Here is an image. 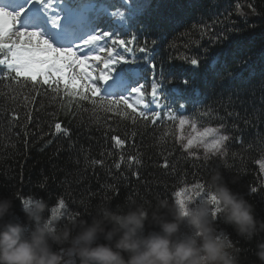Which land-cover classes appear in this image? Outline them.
Wrapping results in <instances>:
<instances>
[{
  "label": "trees",
  "instance_id": "obj_1",
  "mask_svg": "<svg viewBox=\"0 0 264 264\" xmlns=\"http://www.w3.org/2000/svg\"><path fill=\"white\" fill-rule=\"evenodd\" d=\"M55 1L64 14L79 12L77 25L83 32H102L97 48L113 46L112 40H103L107 33L114 35L112 39L135 37L127 45L131 52L115 46L135 62L117 65L114 74L121 79L137 68L139 85H147L149 97L156 77L162 84L159 103L170 107L157 121L159 112L141 116L148 108L146 101L135 111L116 104L112 94L102 92L104 83L100 99L90 103L30 81H0V199H12L0 224L22 214L21 202L29 196L43 198L53 210L59 206L65 218L58 227L67 222L68 214L90 222L98 204L106 202L115 211L129 197L144 204L150 217L158 199L172 203L179 191L205 187L217 169L264 222V0ZM125 19L128 26L122 27ZM212 23L226 39L210 47L204 38L200 47L189 49L188 54H199L209 48L199 67L173 58L185 55L189 45L200 44L201 30ZM145 42L149 51L140 53ZM122 88L126 91L125 85ZM181 118L198 129L221 130L229 137L221 152L210 156L193 150L196 156L188 155L177 139ZM57 122L70 135L55 134ZM48 217L46 209L43 218ZM215 226L226 231L237 250L236 264H264L255 255L264 242V230L249 240L219 219ZM152 228L146 222L145 231ZM60 247L53 245L54 250Z\"/></svg>",
  "mask_w": 264,
  "mask_h": 264
},
{
  "label": "clouds",
  "instance_id": "obj_2",
  "mask_svg": "<svg viewBox=\"0 0 264 264\" xmlns=\"http://www.w3.org/2000/svg\"><path fill=\"white\" fill-rule=\"evenodd\" d=\"M21 203L35 227L25 235L27 228L20 222L0 224V264H68L65 256L72 264H236L237 250L228 235L217 230L216 221L249 240L264 230L253 204L233 191L218 169L203 189L198 186L181 202L158 199L150 217L144 204L129 197L115 211L106 202L98 204L90 222L68 214L58 227L65 218L59 206L53 210L36 196ZM11 206L12 199H0V221ZM46 209L49 217L43 218ZM146 222L153 225L147 232ZM54 244L63 247L54 250ZM257 248L255 255L264 262V242Z\"/></svg>",
  "mask_w": 264,
  "mask_h": 264
},
{
  "label": "snow or ice",
  "instance_id": "obj_3",
  "mask_svg": "<svg viewBox=\"0 0 264 264\" xmlns=\"http://www.w3.org/2000/svg\"><path fill=\"white\" fill-rule=\"evenodd\" d=\"M32 0H29L31 3ZM130 3V0H125ZM252 7V5H249ZM24 11L13 12L4 7H0V81L4 79L33 82V86H47L54 88L57 93H65L68 97H76L80 101L94 102L100 99L99 87L101 83L111 82L113 87L119 89L123 87V82L118 81L115 73L117 65L134 63L135 59H128L125 55H121L116 51L115 46L123 48L125 52H131L127 45L134 43L135 37L131 40L112 39L114 35L107 33L104 38L112 40V47L102 46L95 47L97 41L101 40V33L90 36L88 41L82 44L74 45L72 48L57 49L45 40L37 29L26 27H18L19 16ZM115 12V9L113 10ZM123 10L117 13L120 16ZM216 23L205 25L201 30L202 38L200 44L189 45L186 54L183 56L173 57L180 59L184 63L190 64L192 67H199L200 60L206 56L209 48H204L199 54H188L189 49L200 47L203 39L206 38L210 47H214L222 40L226 39L223 32L215 31ZM149 51L147 42L139 48L140 53ZM155 68V65L152 64ZM171 82V81H169ZM181 83L187 86L188 81L183 80ZM147 85L140 84L129 89L123 95L112 94L115 98L114 102L123 105L126 108H132L133 111L140 107L143 102H147L148 108L141 110V116L145 111L159 112L156 117L157 121L163 117L164 110L168 109V103H159L157 93L160 92L162 84L156 77L152 78L151 96L149 97L145 88ZM138 97V99H137ZM159 99H165L161 96ZM130 106V107H129ZM186 104L181 105V108ZM172 108V111H175ZM171 113H169L170 115ZM151 119L152 117H148ZM185 123L184 119L180 120V124ZM55 134L70 135V131L63 127L62 123L57 122L54 125ZM194 135L183 143V149L189 154H196L192 151L194 148H201L207 141L205 137L215 132L213 128H205L199 132L193 129ZM222 138L223 147L226 145L228 136H220ZM123 141L117 140V144ZM203 148V147H202ZM167 166V165H166ZM119 167V165H117ZM252 191H258L253 188Z\"/></svg>",
  "mask_w": 264,
  "mask_h": 264
},
{
  "label": "rangeland",
  "instance_id": "obj_4",
  "mask_svg": "<svg viewBox=\"0 0 264 264\" xmlns=\"http://www.w3.org/2000/svg\"><path fill=\"white\" fill-rule=\"evenodd\" d=\"M36 1V0H35ZM39 3L40 1L37 0ZM20 3H28V0H19ZM34 3V2H33ZM32 3L27 5H23L24 8L27 7V9H32ZM14 12L17 11V9L13 10ZM20 27H24L23 25L19 24ZM18 26V27H19ZM27 28V27H26ZM30 29H37L41 36L48 41L49 44L53 45L54 47H56L57 49H61V48H72L74 45L77 44H82L85 41L89 40V37L92 36L89 33L91 32L88 31L87 33L89 34V37L87 38V33L85 35V37H80L83 34V30L82 29H78L77 31H74V33L76 34L77 38L80 39V41L78 43L76 42H72L69 45L63 44V43H57L55 36L49 34L47 31H42L38 28H30ZM64 34L66 35L67 38L69 37H75V35L73 36V34L71 32H69L66 28H64ZM85 39V41H84ZM76 41V40H75ZM66 42H70V40L66 39ZM109 88V85H107V87L103 88L104 91H106V89ZM184 119L185 123L183 125L180 124V120ZM178 122L177 125V139L178 141L183 145V143L187 142V139L191 136H193L195 133L193 131V129L195 128L196 131L202 132L204 131V129H198L197 126L193 123H191L187 118H181ZM224 134L221 132V130L219 129H215V132H213L211 135L205 137L204 139L207 141L206 144H203L201 148H194L193 150L198 151L200 154L202 155H216L219 154L222 150L223 147V142H222V138L220 136H223ZM192 150V151H193ZM197 152V153H198ZM262 172L264 175V163H262ZM199 186L200 189H203L204 187L200 186V184L196 185L193 188H187L184 191H179L176 193V202L179 203L182 201V198L188 194L190 191L196 190L197 187ZM23 212V211H22ZM12 221V222H20L21 224L25 225L27 228V231L25 233V235L28 234V232H30L34 227L35 224L32 221H29L27 219V217L25 216L24 212L22 214L19 213H15L13 214L9 219L8 222ZM216 227V226H215ZM218 231H223L226 233V231L220 227H216ZM227 234V233H226ZM229 251H233V249H229ZM65 260L68 262V264H72V258L65 256Z\"/></svg>",
  "mask_w": 264,
  "mask_h": 264
},
{
  "label": "bare ground",
  "instance_id": "obj_5",
  "mask_svg": "<svg viewBox=\"0 0 264 264\" xmlns=\"http://www.w3.org/2000/svg\"><path fill=\"white\" fill-rule=\"evenodd\" d=\"M134 74H135V73L132 71V72H131V75L133 76Z\"/></svg>",
  "mask_w": 264,
  "mask_h": 264
}]
</instances>
